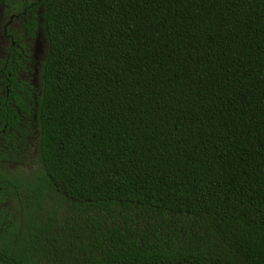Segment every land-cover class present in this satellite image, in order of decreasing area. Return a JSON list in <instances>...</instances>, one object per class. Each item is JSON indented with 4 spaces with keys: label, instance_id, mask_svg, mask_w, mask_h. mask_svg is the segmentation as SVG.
Wrapping results in <instances>:
<instances>
[{
    "label": "trees",
    "instance_id": "obj_1",
    "mask_svg": "<svg viewBox=\"0 0 264 264\" xmlns=\"http://www.w3.org/2000/svg\"><path fill=\"white\" fill-rule=\"evenodd\" d=\"M43 28L40 220L0 264H264V0H48Z\"/></svg>",
    "mask_w": 264,
    "mask_h": 264
},
{
    "label": "flooded vegetation",
    "instance_id": "obj_2",
    "mask_svg": "<svg viewBox=\"0 0 264 264\" xmlns=\"http://www.w3.org/2000/svg\"><path fill=\"white\" fill-rule=\"evenodd\" d=\"M47 5L0 0V239L12 224L13 202L21 206L23 171L39 170L34 179L42 168L37 105L48 52Z\"/></svg>",
    "mask_w": 264,
    "mask_h": 264
},
{
    "label": "rangeland",
    "instance_id": "obj_3",
    "mask_svg": "<svg viewBox=\"0 0 264 264\" xmlns=\"http://www.w3.org/2000/svg\"><path fill=\"white\" fill-rule=\"evenodd\" d=\"M31 168V169H29ZM29 168H26L24 171H23V179H24V183L25 184H28L29 183V180L33 179L32 176L33 175H36L35 173H37V169H34V167H29ZM37 170V171H36ZM31 177V178H30ZM23 196H22V199H23V202H22V207L23 208V211L21 212L20 210V206L19 205H16L15 202H13L12 204V212L14 214V216L18 217V216H21L23 213H24V216L26 215V213H30V211L32 210L33 213L37 216L36 219L37 221H39L40 219H38V212L35 210V209H32L31 205L29 206L28 204V201L29 199L31 198V196H29V193H30V190H29V186L27 185L23 187ZM54 203L53 199L51 198H48L46 200V202L43 204V207L45 208V210H43V217L45 218L47 216V210L50 209V204Z\"/></svg>",
    "mask_w": 264,
    "mask_h": 264
}]
</instances>
